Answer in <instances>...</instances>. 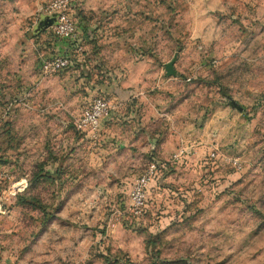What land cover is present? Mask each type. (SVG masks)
<instances>
[{
  "label": "rangeland",
  "instance_id": "rangeland-1",
  "mask_svg": "<svg viewBox=\"0 0 264 264\" xmlns=\"http://www.w3.org/2000/svg\"><path fill=\"white\" fill-rule=\"evenodd\" d=\"M43 2L0 0V264H264V0H79L49 75ZM95 97L111 115L76 131Z\"/></svg>",
  "mask_w": 264,
  "mask_h": 264
},
{
  "label": "built area",
  "instance_id": "built-area-1",
  "mask_svg": "<svg viewBox=\"0 0 264 264\" xmlns=\"http://www.w3.org/2000/svg\"><path fill=\"white\" fill-rule=\"evenodd\" d=\"M79 0H44L40 10V20L46 17L48 21L54 17L50 27L53 37L58 41L73 44L77 41L78 28L73 18ZM43 31V30H42ZM73 54L70 52L57 53L49 57H42L39 62V70L42 74H55L72 66ZM111 115V106L103 97H95L84 109L74 127L78 132L94 133L101 127L104 119ZM214 155L211 154V157ZM163 163L152 159L144 172L134 183L131 193V203L134 208L142 209L146 201V189L158 174Z\"/></svg>",
  "mask_w": 264,
  "mask_h": 264
},
{
  "label": "crops",
  "instance_id": "crops-1",
  "mask_svg": "<svg viewBox=\"0 0 264 264\" xmlns=\"http://www.w3.org/2000/svg\"><path fill=\"white\" fill-rule=\"evenodd\" d=\"M44 31H46L44 33ZM43 34L41 37L48 35V33L50 32V30H43L42 31ZM38 40L40 38H37ZM36 42V46H34L35 48L34 51L36 52V55H50V54H57V53H65V52H70L71 54H73V57H75V51H74V47L72 48L68 42L65 41H57L56 39H49V41H44L45 43H42L40 41ZM46 44V45H44ZM53 52V53H52ZM128 60L131 61L132 68L137 70V78L139 81H141L143 84H146L148 82H146V80L148 77L153 75V66H152V59L150 56H148L147 54H128L127 55ZM128 70H130V67H127ZM121 70H125V69H121ZM124 72H127L126 70ZM129 73L125 74L126 77ZM127 79V78H126ZM119 84L121 85V87L124 86H128L129 84V80L124 81L121 80L119 82ZM132 86V85H131Z\"/></svg>",
  "mask_w": 264,
  "mask_h": 264
},
{
  "label": "water",
  "instance_id": "water-1",
  "mask_svg": "<svg viewBox=\"0 0 264 264\" xmlns=\"http://www.w3.org/2000/svg\"><path fill=\"white\" fill-rule=\"evenodd\" d=\"M53 20H54V17H52L49 21H48V19L46 17H42L41 21L39 22V25L36 27L35 30L36 31H40V30L42 31V30L47 29L48 27L51 26ZM174 61H175V57L170 63H168L166 65V72H167V75H169V76L170 75H175V71L173 70Z\"/></svg>",
  "mask_w": 264,
  "mask_h": 264
}]
</instances>
